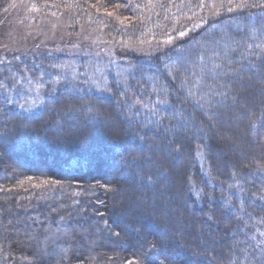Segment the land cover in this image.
Wrapping results in <instances>:
<instances>
[{"label": "trees", "instance_id": "1", "mask_svg": "<svg viewBox=\"0 0 264 264\" xmlns=\"http://www.w3.org/2000/svg\"><path fill=\"white\" fill-rule=\"evenodd\" d=\"M27 1L171 46L102 93L30 70L34 114L0 92V264H264V0Z\"/></svg>", "mask_w": 264, "mask_h": 264}, {"label": "rangeland", "instance_id": "2", "mask_svg": "<svg viewBox=\"0 0 264 264\" xmlns=\"http://www.w3.org/2000/svg\"><path fill=\"white\" fill-rule=\"evenodd\" d=\"M208 1L207 17L217 22L223 17L224 0ZM70 18L69 13L46 15L33 9L27 0H0V92L25 114L39 112L44 100L32 83L30 70L59 73L74 83L85 80L93 91L102 93L108 80L128 81L132 69L127 61L160 57L171 46L153 42L118 46L88 25L74 31ZM214 123L220 124V119ZM238 146L228 142V149L239 151Z\"/></svg>", "mask_w": 264, "mask_h": 264}]
</instances>
